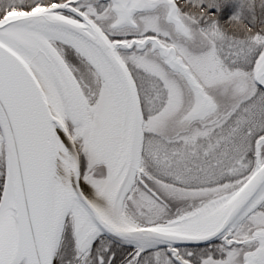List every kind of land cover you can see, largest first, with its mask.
I'll list each match as a JSON object with an SVG mask.
<instances>
[{
    "label": "snow or ice",
    "instance_id": "snow-or-ice-1",
    "mask_svg": "<svg viewBox=\"0 0 264 264\" xmlns=\"http://www.w3.org/2000/svg\"><path fill=\"white\" fill-rule=\"evenodd\" d=\"M0 264H264V0H0Z\"/></svg>",
    "mask_w": 264,
    "mask_h": 264
}]
</instances>
